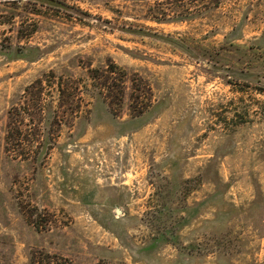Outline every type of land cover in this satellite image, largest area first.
Returning a JSON list of instances; mask_svg holds the SVG:
<instances>
[{
	"label": "rangeland",
	"instance_id": "374dc122",
	"mask_svg": "<svg viewBox=\"0 0 264 264\" xmlns=\"http://www.w3.org/2000/svg\"><path fill=\"white\" fill-rule=\"evenodd\" d=\"M0 264H264V0H0Z\"/></svg>",
	"mask_w": 264,
	"mask_h": 264
},
{
	"label": "water",
	"instance_id": "95a60500",
	"mask_svg": "<svg viewBox=\"0 0 264 264\" xmlns=\"http://www.w3.org/2000/svg\"><path fill=\"white\" fill-rule=\"evenodd\" d=\"M119 211V210H118Z\"/></svg>",
	"mask_w": 264,
	"mask_h": 264
}]
</instances>
